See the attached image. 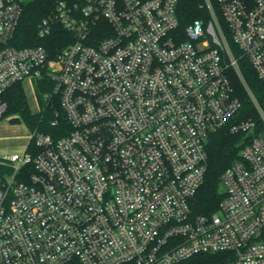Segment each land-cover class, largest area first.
Listing matches in <instances>:
<instances>
[{"label":"built area","instance_id":"2783aa9c","mask_svg":"<svg viewBox=\"0 0 264 264\" xmlns=\"http://www.w3.org/2000/svg\"><path fill=\"white\" fill-rule=\"evenodd\" d=\"M30 1L0 0V120L5 92L44 72L68 127L55 119L61 136L33 131L6 156L0 264H264V106L228 38L264 81V0H204L209 20L186 27L179 0H61L39 25L44 39L57 24L73 35L54 58L12 45ZM219 131L243 134L239 159L221 176L219 210L195 215Z\"/></svg>","mask_w":264,"mask_h":264},{"label":"trees","instance_id":"16d2710c","mask_svg":"<svg viewBox=\"0 0 264 264\" xmlns=\"http://www.w3.org/2000/svg\"><path fill=\"white\" fill-rule=\"evenodd\" d=\"M59 1L61 0H31L25 5L12 45L17 48L45 46L49 50L51 58H54L69 44L73 43V35L60 24L55 25L49 39L39 36L40 23L44 18L54 13ZM177 14L182 27H186L197 20L207 22L210 18L204 0H179ZM228 38L234 54L239 59L244 79L260 104L264 106V81L259 78L249 60L241 56V52L234 44L229 33ZM230 76L235 93L242 102L240 117L244 119L252 117L258 120V128L255 131L257 136L262 131L263 126L259 122L256 109L238 75L231 72ZM38 86L42 93H50L53 90V83L48 80V75L44 72L43 77L38 80ZM2 100L7 104L5 116L11 117L12 122L24 123L31 131L37 130L59 137L62 133L58 127L56 128L51 125L55 119L61 121V127H68L59 98H51L45 110L35 114L30 109L22 83H17L5 92ZM242 137L243 134H232L228 131H219L210 135L207 144L208 168L205 180L194 202L193 210L195 215H211L219 210L221 200L224 197L220 189L221 176L235 160L239 159ZM28 151H33V143L29 145ZM27 171L28 174H31L33 167H29L23 174L19 175V181L24 180V175ZM211 257V255H202L201 257H196L195 260L198 264H210ZM217 259H220L219 263H224L229 260V256L227 254H218ZM70 264L81 263L74 261Z\"/></svg>","mask_w":264,"mask_h":264},{"label":"crops","instance_id":"0c3cea01","mask_svg":"<svg viewBox=\"0 0 264 264\" xmlns=\"http://www.w3.org/2000/svg\"><path fill=\"white\" fill-rule=\"evenodd\" d=\"M22 85H23V88L25 90L27 100H28V103H29V106H30V109L32 110V112L35 114L43 112L47 105L45 107L42 106V102L40 101V97H39L40 95L39 94H43L46 96L47 104L49 101V97H48L47 93L41 92V90L38 86V81L34 77H30L27 80H25L22 83ZM17 123H21V122H17ZM17 123L12 122L11 118H10V123L0 122V133L4 129L14 128L15 127L14 124H17ZM13 140H15V139L8 137L7 135H1L0 134V163L4 162V161L9 162L6 159V156L11 155L13 153H16V145L11 144V142ZM26 140H28V144H29L30 137L26 138ZM27 146L22 148V150L25 151Z\"/></svg>","mask_w":264,"mask_h":264},{"label":"rangeland","instance_id":"374dc122","mask_svg":"<svg viewBox=\"0 0 264 264\" xmlns=\"http://www.w3.org/2000/svg\"><path fill=\"white\" fill-rule=\"evenodd\" d=\"M47 93L48 97H49V92H45ZM40 96V101L42 102V106L45 107L47 105V99L46 96L43 94H39ZM10 118L11 117H6L4 116L0 122H4V123H10ZM15 127L12 129H4L0 134L1 135H7L8 137L14 138L15 140H13L11 142L12 145H16V153H23L24 150H22V148H24L25 146L28 145V140H26V138L31 137V133L33 131H31L24 123H17L14 124ZM14 173V167L10 162L4 161L0 163V176L9 180L12 175ZM220 189L223 192L224 188H223V184L220 183Z\"/></svg>","mask_w":264,"mask_h":264}]
</instances>
